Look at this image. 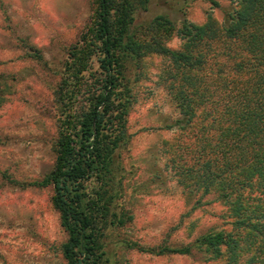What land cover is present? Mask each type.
Wrapping results in <instances>:
<instances>
[{"label":"trees","instance_id":"1","mask_svg":"<svg viewBox=\"0 0 264 264\" xmlns=\"http://www.w3.org/2000/svg\"><path fill=\"white\" fill-rule=\"evenodd\" d=\"M149 1L94 0L88 24L67 49L54 92V159L34 182L51 187L66 234L61 256L65 264H109L102 237L107 226L122 224L110 210L111 192L129 141L125 63L152 53L168 61L161 78L177 111L166 125L177 133L162 142L164 166L187 196L216 193L231 230L209 229L180 246H128L152 255L199 250L224 264H264V0H229L219 24L208 16L176 26L157 14L134 25L135 12ZM170 33L179 37L178 49L163 43ZM92 58L96 70L87 83ZM240 230H246L242 239ZM240 242L254 247L243 261Z\"/></svg>","mask_w":264,"mask_h":264},{"label":"rangeland","instance_id":"2","mask_svg":"<svg viewBox=\"0 0 264 264\" xmlns=\"http://www.w3.org/2000/svg\"><path fill=\"white\" fill-rule=\"evenodd\" d=\"M230 6L229 0H150L146 10L135 12L134 25L144 26L157 14L176 26L183 19L200 24L208 16L219 24ZM93 8L94 0H0V264H65L60 245L66 234L50 202L51 187L34 182L51 169L57 133L54 92L67 49ZM163 43L178 49L181 41L170 33ZM167 64L152 53L125 63L129 141L120 151L118 183L111 192L110 210L122 224L107 226L102 237L109 264L225 263L199 250L152 255L128 246H180L209 229L231 230L216 193L187 196L164 166L168 153L162 142H171L177 133L166 128L177 117L161 78ZM95 70L92 58L84 74L87 83ZM237 232L241 239L246 234ZM244 243L240 261L254 252Z\"/></svg>","mask_w":264,"mask_h":264}]
</instances>
